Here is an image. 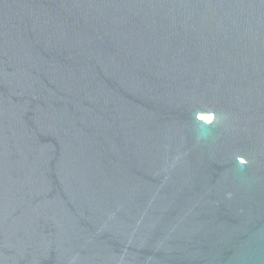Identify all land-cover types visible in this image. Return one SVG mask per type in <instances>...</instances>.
<instances>
[{
    "label": "water",
    "instance_id": "obj_1",
    "mask_svg": "<svg viewBox=\"0 0 264 264\" xmlns=\"http://www.w3.org/2000/svg\"><path fill=\"white\" fill-rule=\"evenodd\" d=\"M0 264H264V0H0Z\"/></svg>",
    "mask_w": 264,
    "mask_h": 264
},
{
    "label": "bare ground",
    "instance_id": "obj_2",
    "mask_svg": "<svg viewBox=\"0 0 264 264\" xmlns=\"http://www.w3.org/2000/svg\"><path fill=\"white\" fill-rule=\"evenodd\" d=\"M203 118H204L205 120H210V119H211V115L203 116Z\"/></svg>",
    "mask_w": 264,
    "mask_h": 264
}]
</instances>
